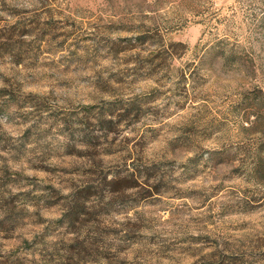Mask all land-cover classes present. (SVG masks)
<instances>
[{"label":"rangeland","instance_id":"374dc122","mask_svg":"<svg viewBox=\"0 0 264 264\" xmlns=\"http://www.w3.org/2000/svg\"><path fill=\"white\" fill-rule=\"evenodd\" d=\"M0 264H264V0H0Z\"/></svg>","mask_w":264,"mask_h":264}]
</instances>
